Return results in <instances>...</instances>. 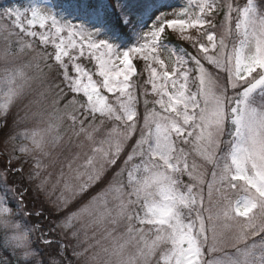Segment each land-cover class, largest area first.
Instances as JSON below:
<instances>
[{
	"label": "snow or ice",
	"instance_id": "1",
	"mask_svg": "<svg viewBox=\"0 0 264 264\" xmlns=\"http://www.w3.org/2000/svg\"><path fill=\"white\" fill-rule=\"evenodd\" d=\"M0 38V264H264V0L7 4Z\"/></svg>",
	"mask_w": 264,
	"mask_h": 264
},
{
	"label": "rangeland",
	"instance_id": "2",
	"mask_svg": "<svg viewBox=\"0 0 264 264\" xmlns=\"http://www.w3.org/2000/svg\"><path fill=\"white\" fill-rule=\"evenodd\" d=\"M28 2H31L34 5H38L40 7H44L45 4H46V0H0V7H3L4 5H7V4H14V3L19 4V3H28ZM54 2L59 3V2H61V0H54ZM176 2L183 3V2H185V0H176ZM240 2L243 3L244 0H240ZM52 11L58 13L59 16H62L64 18L68 19V20H74V22H77V23L82 22V21H79V20H75L74 17L68 16L67 13L61 12L60 9H58V8H53ZM135 40H136V35L133 34L132 37H131V39L130 40H127L125 43L131 44V43H134ZM2 48H3V40H2V38H0V49H2ZM48 50L49 51H53L54 49H52V47L49 46L48 47ZM79 62L84 67H86L87 69L92 70V71L95 70V62L94 61L89 62L88 59H86L84 57H81V59H80ZM134 63H136L135 60H134ZM146 75L147 74H145V76ZM93 79L94 80H98L100 78L98 76H94ZM142 110H143V108H142V105H141V111ZM26 127H28V128L31 127L30 121L27 122V124H22L19 130L20 131H24ZM0 147H2V145H0ZM193 162H195L198 165L203 164V161L200 160L199 157H196L194 154L189 156V164L191 165ZM209 171H210V169H209ZM205 179L206 180L210 179V175L209 176H206ZM184 180L187 181V176L184 177ZM55 195H58V193H56ZM41 196L44 198L43 195H41ZM82 202L83 201H77V202L71 204L69 206V208L67 209V211H74L79 206V204L82 203ZM0 229L2 231H4V233H5V229H3V227H0ZM11 234L12 233L10 231L7 233L8 236H10ZM5 239H6V235H5L4 240ZM81 239H82V241H90L91 240V230H86V233L85 232H82L81 233ZM256 239H259V238L257 237Z\"/></svg>",
	"mask_w": 264,
	"mask_h": 264
},
{
	"label": "trees",
	"instance_id": "3",
	"mask_svg": "<svg viewBox=\"0 0 264 264\" xmlns=\"http://www.w3.org/2000/svg\"><path fill=\"white\" fill-rule=\"evenodd\" d=\"M36 199V197H35V193H30V201H33V200H35ZM39 199H44L42 196H40V198ZM61 215H63V213H61ZM25 219H27V217H25ZM18 223H21V221H17ZM29 227H31V225L29 224ZM4 238H5V233H4V231H2L1 229H0V244H3V242H4ZM35 238H36V234L35 233H33V236H32V239L33 240H35ZM0 255H2V252H0Z\"/></svg>",
	"mask_w": 264,
	"mask_h": 264
}]
</instances>
